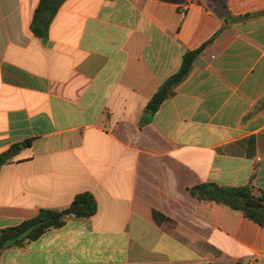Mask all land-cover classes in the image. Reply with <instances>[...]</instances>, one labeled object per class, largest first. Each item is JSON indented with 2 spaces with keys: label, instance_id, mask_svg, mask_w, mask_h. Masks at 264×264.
I'll return each instance as SVG.
<instances>
[{
  "label": "crops",
  "instance_id": "0c3cea01",
  "mask_svg": "<svg viewBox=\"0 0 264 264\" xmlns=\"http://www.w3.org/2000/svg\"><path fill=\"white\" fill-rule=\"evenodd\" d=\"M222 1L66 0L42 39L39 0H0V153L30 143L0 168V229L97 204L0 264H264V225L191 193L264 195V0Z\"/></svg>",
  "mask_w": 264,
  "mask_h": 264
},
{
  "label": "trees",
  "instance_id": "16d2710c",
  "mask_svg": "<svg viewBox=\"0 0 264 264\" xmlns=\"http://www.w3.org/2000/svg\"><path fill=\"white\" fill-rule=\"evenodd\" d=\"M64 1L66 0H39L30 24V30L35 36L46 39L48 27ZM213 1L226 8L222 0ZM245 17L247 16L245 15ZM201 49L202 47L186 52L182 56L179 69L159 86L147 104V111L154 114L165 100L174 95L175 88L191 72L193 62ZM29 144V141H25L0 153V168L15 156L22 147L29 146ZM191 193L196 194L200 200L226 205L232 210L241 212L254 222L264 225V195L254 197L248 187H223L215 184H202L195 187ZM96 210V201L89 192L77 194L71 203L64 208H40L36 216L13 227L0 229V252L11 246H25L47 231L62 227L70 216L89 218L95 214Z\"/></svg>",
  "mask_w": 264,
  "mask_h": 264
},
{
  "label": "built area",
  "instance_id": "2783aa9c",
  "mask_svg": "<svg viewBox=\"0 0 264 264\" xmlns=\"http://www.w3.org/2000/svg\"><path fill=\"white\" fill-rule=\"evenodd\" d=\"M182 15H183V13H182ZM246 264H256V262H255V260L250 259V260L247 261Z\"/></svg>",
  "mask_w": 264,
  "mask_h": 264
}]
</instances>
